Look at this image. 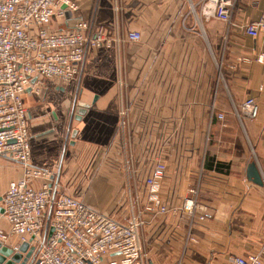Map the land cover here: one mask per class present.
<instances>
[{
  "label": "crops",
  "instance_id": "0c3cea01",
  "mask_svg": "<svg viewBox=\"0 0 264 264\" xmlns=\"http://www.w3.org/2000/svg\"><path fill=\"white\" fill-rule=\"evenodd\" d=\"M73 1L78 11L61 27L83 18L112 43L87 49L77 80L24 93L32 164L53 169L58 190L125 223L147 202L145 177L163 162L159 196L168 210L143 212L148 264H231L259 253L264 183L247 179L246 169L254 161L264 181L261 36L232 26L239 43L218 48L226 29L203 13L206 0ZM263 10L264 1L237 0L232 21L256 20ZM131 30L139 41L125 40ZM215 49L223 54L220 74ZM246 98L258 105L255 118L241 109ZM78 101L88 104L79 119ZM20 174L0 155V200ZM191 188L192 220L180 210ZM0 227H7L1 203Z\"/></svg>",
  "mask_w": 264,
  "mask_h": 264
},
{
  "label": "built area",
  "instance_id": "2783aa9c",
  "mask_svg": "<svg viewBox=\"0 0 264 264\" xmlns=\"http://www.w3.org/2000/svg\"><path fill=\"white\" fill-rule=\"evenodd\" d=\"M236 1L206 0L203 13L227 28L236 26L264 41V10L256 20L237 24L232 21ZM259 1L264 0H250V4L256 6ZM77 11L73 0H0V155L16 161L21 170L0 200L7 224L6 229L0 227V242L15 251L23 242L32 246L26 264H100L106 256L112 257L108 264H148L141 239L143 212L168 210L159 196L163 162L157 161L145 177L147 202L125 223L58 190L52 182L55 171L31 162L28 113L23 102L26 90H38L45 81L62 84L77 80L87 49L112 43L101 28L91 30L83 18L61 27L67 18L74 19ZM124 38L136 42L141 33L131 30ZM263 58L264 53L257 56V60ZM241 108L249 118L257 116L253 98H246ZM217 117L223 121V113ZM189 193L180 210L192 220L196 190L191 188ZM263 254L264 247L259 253L233 257L231 264H263Z\"/></svg>",
  "mask_w": 264,
  "mask_h": 264
},
{
  "label": "water",
  "instance_id": "95a60500",
  "mask_svg": "<svg viewBox=\"0 0 264 264\" xmlns=\"http://www.w3.org/2000/svg\"><path fill=\"white\" fill-rule=\"evenodd\" d=\"M77 104L76 118L79 119L85 113L88 104L81 101H78ZM246 177L257 185H263L264 183L254 161L247 165ZM32 251L33 247H29L26 242H23L16 251L0 242V264H26Z\"/></svg>",
  "mask_w": 264,
  "mask_h": 264
},
{
  "label": "rangeland",
  "instance_id": "374dc122",
  "mask_svg": "<svg viewBox=\"0 0 264 264\" xmlns=\"http://www.w3.org/2000/svg\"><path fill=\"white\" fill-rule=\"evenodd\" d=\"M218 21V20H217ZM221 25H223V27H224V29H226L223 33H226V35H225V39H223V37H219L220 36V34H219V36H218V38H217V44H218V48H222V49H225L226 48V50L228 49V47L231 45V43H233V42H237V43H239V41L238 40H236L235 39V34H233L232 33V31H231V26L230 27H228L227 28V25L226 24H224V23H222L221 21H218ZM223 29V30H224ZM221 33H222V31H221ZM233 36V37H232ZM219 49V51H218V49L216 50L215 49V51H214V54H215V62H217V69H218V73L220 74V72H222L221 71V68H222V61H223V54H222V52H221V50ZM225 50V51H226ZM223 51V50H222ZM225 54V53H224ZM220 64L222 65L221 67H220ZM242 109V108H241ZM241 109L240 108H238V107H236V109L234 110V112L235 113H238V114H240L241 113ZM223 116H224V114H223ZM223 124V123H222ZM221 125V124H220ZM222 127L224 126V125H221ZM142 233V232H141ZM148 255V254H147ZM147 258H149V256H147Z\"/></svg>",
  "mask_w": 264,
  "mask_h": 264
}]
</instances>
